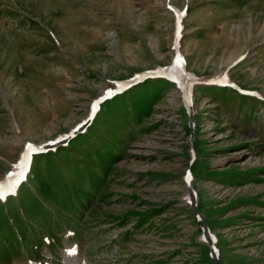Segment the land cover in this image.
Segmentation results:
<instances>
[{"label":"rangeland","instance_id":"374dc122","mask_svg":"<svg viewBox=\"0 0 264 264\" xmlns=\"http://www.w3.org/2000/svg\"><path fill=\"white\" fill-rule=\"evenodd\" d=\"M26 143L0 264H264V0H0V180Z\"/></svg>","mask_w":264,"mask_h":264},{"label":"bare ground","instance_id":"6f19581e","mask_svg":"<svg viewBox=\"0 0 264 264\" xmlns=\"http://www.w3.org/2000/svg\"><path fill=\"white\" fill-rule=\"evenodd\" d=\"M174 72L172 73V75H171V77L172 78H175L177 81L180 79L179 77H180V73L178 72L179 70H177V71H175L174 70V68L172 69ZM217 81V80H216ZM180 84H181V82H180ZM182 87H183V91H184V93H187V88L185 89V85L184 84H182ZM54 142H57V140L56 141H54ZM51 143H53V142H51ZM51 143H48V144H51ZM187 194L188 195H190V194H193V191L192 190H190L189 188H188V191H187ZM2 197H3V194H2ZM192 196H188V201H191V203L193 204V201L192 200H190V198H191ZM186 199V198H185ZM204 237L206 236V234L205 235H203ZM206 238V237H205ZM70 251V252H69ZM69 252V253H68ZM68 252H67V263L66 264H78L79 263V261H78V259H77V254H76V252H73L72 250H68Z\"/></svg>","mask_w":264,"mask_h":264},{"label":"snow or ice","instance_id":"6c2138e0","mask_svg":"<svg viewBox=\"0 0 264 264\" xmlns=\"http://www.w3.org/2000/svg\"><path fill=\"white\" fill-rule=\"evenodd\" d=\"M115 93H113L111 90H109V92H108V94H107V96L106 97H104L105 99L108 97V96H112V95H114ZM99 103V102H98ZM93 113L95 112V110H96V105H93ZM92 117L91 116H89V120L91 119ZM88 121H85V123H87ZM27 148L28 149H32V146L31 145H28L27 146ZM32 151H43V149H32ZM29 155H31V152L29 153ZM0 187H2V186H0ZM0 198H3L2 197V193H0Z\"/></svg>","mask_w":264,"mask_h":264},{"label":"water","instance_id":"95a60500","mask_svg":"<svg viewBox=\"0 0 264 264\" xmlns=\"http://www.w3.org/2000/svg\"><path fill=\"white\" fill-rule=\"evenodd\" d=\"M172 69H173V68H172ZM172 69H171V70L164 71V72H161V73L159 72V73H157V74H158V75H162V76H164V77H166V78H167V77L172 78L171 75H172V73L174 72ZM174 70L177 71L175 68H174ZM187 190H188V189H187ZM203 235H204V234H203Z\"/></svg>","mask_w":264,"mask_h":264}]
</instances>
